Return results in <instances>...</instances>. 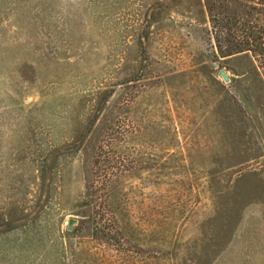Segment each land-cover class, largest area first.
I'll return each instance as SVG.
<instances>
[{
  "label": "rangeland",
  "instance_id": "374dc122",
  "mask_svg": "<svg viewBox=\"0 0 264 264\" xmlns=\"http://www.w3.org/2000/svg\"><path fill=\"white\" fill-rule=\"evenodd\" d=\"M210 29L203 0H0V264H264V74Z\"/></svg>",
  "mask_w": 264,
  "mask_h": 264
},
{
  "label": "trees",
  "instance_id": "16d2710c",
  "mask_svg": "<svg viewBox=\"0 0 264 264\" xmlns=\"http://www.w3.org/2000/svg\"><path fill=\"white\" fill-rule=\"evenodd\" d=\"M203 1L211 28L207 32L211 56L249 53L264 74V0ZM231 3L243 4L242 12L232 11ZM114 220L112 213V226Z\"/></svg>",
  "mask_w": 264,
  "mask_h": 264
},
{
  "label": "water",
  "instance_id": "95a60500",
  "mask_svg": "<svg viewBox=\"0 0 264 264\" xmlns=\"http://www.w3.org/2000/svg\"><path fill=\"white\" fill-rule=\"evenodd\" d=\"M219 77L223 80L224 83H227L229 80L226 77V74L224 71H219ZM75 224V221L70 220L67 224V231H71L72 230V226Z\"/></svg>",
  "mask_w": 264,
  "mask_h": 264
}]
</instances>
